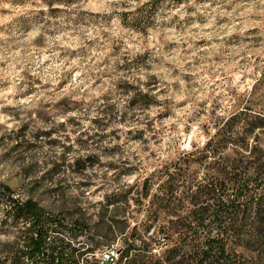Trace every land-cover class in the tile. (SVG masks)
<instances>
[{"label": "rangeland", "instance_id": "1", "mask_svg": "<svg viewBox=\"0 0 264 264\" xmlns=\"http://www.w3.org/2000/svg\"><path fill=\"white\" fill-rule=\"evenodd\" d=\"M152 2L0 0V183L16 198L93 207L202 148L219 118L264 114V0Z\"/></svg>", "mask_w": 264, "mask_h": 264}, {"label": "trees", "instance_id": "2", "mask_svg": "<svg viewBox=\"0 0 264 264\" xmlns=\"http://www.w3.org/2000/svg\"><path fill=\"white\" fill-rule=\"evenodd\" d=\"M183 1L167 0L171 8ZM177 157L93 207L50 212L0 183V234H16L0 264H101L97 254L118 243L116 264H264V114L244 108L219 118L202 148ZM90 158L76 160L80 173Z\"/></svg>", "mask_w": 264, "mask_h": 264}, {"label": "built area", "instance_id": "3", "mask_svg": "<svg viewBox=\"0 0 264 264\" xmlns=\"http://www.w3.org/2000/svg\"><path fill=\"white\" fill-rule=\"evenodd\" d=\"M119 252L112 250L110 252L106 253V256L104 258V264H113L118 260Z\"/></svg>", "mask_w": 264, "mask_h": 264}, {"label": "bare ground", "instance_id": "4", "mask_svg": "<svg viewBox=\"0 0 264 264\" xmlns=\"http://www.w3.org/2000/svg\"><path fill=\"white\" fill-rule=\"evenodd\" d=\"M102 264H104V258L102 259ZM113 264H116V262H114Z\"/></svg>", "mask_w": 264, "mask_h": 264}]
</instances>
